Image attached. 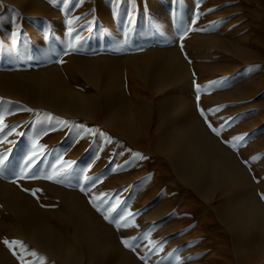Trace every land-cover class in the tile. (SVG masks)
I'll return each mask as SVG.
<instances>
[{"label": "rangeland", "instance_id": "1", "mask_svg": "<svg viewBox=\"0 0 264 264\" xmlns=\"http://www.w3.org/2000/svg\"><path fill=\"white\" fill-rule=\"evenodd\" d=\"M49 1L55 10L60 9L51 19L41 16L45 41L49 42L46 48L60 56L63 63L71 50L83 52L82 55L93 53L100 62H104L106 52H116V42L109 37L104 20L111 13L110 17H117L121 25V37L126 36L120 38L128 41L126 50L147 53L146 46L150 45L156 51L162 44L180 47L192 61V84L184 76L172 87L159 91L133 73L132 86L144 94L145 100H160L164 95L165 100L173 101L192 93L197 110H203V120L221 131L217 137L210 130L212 135L235 158L246 163L261 182L260 192L264 195V0H161L154 11L148 7L147 1L151 0ZM166 11L171 12L168 23L178 39L173 38L168 24L160 23L158 17ZM0 13V61L6 59L10 63L13 56L20 55L22 64H37L41 56L37 53L42 49L35 45L37 41H26L24 12L14 6ZM142 30L150 39L153 37L148 43ZM213 35L228 46L202 44L204 38ZM6 36L14 42L7 44ZM28 54L29 58L25 57ZM72 79L83 91L93 88L80 73ZM233 90L242 92L229 95ZM29 101L0 93V119L8 125L5 133L11 130L10 135L0 133V159L4 160L0 165V256L6 264H74L26 232L10 206L9 187L45 209L46 217L65 229L68 244L79 245V250H84L78 240L81 236L75 233L79 219L71 201H67L68 195L78 196L95 221L96 224H89V230L96 242L99 244L102 237L111 240L117 245L115 252L129 256L134 264H264V250L256 258L237 255V233L214 210L215 204L227 197L214 193L207 201L197 188L181 179L173 162L165 156L168 141L160 105L153 109L139 105L140 111L150 110L151 117L136 129H128L121 125L110 127L80 114L66 115ZM222 125L227 126L221 128ZM224 140L235 143L238 149ZM37 144L46 153H41L32 165L33 171L39 169L38 177L17 180L13 173L27 167V156L33 151L40 153ZM65 161L75 163L71 168L61 167ZM68 172L72 179L55 182ZM83 175L96 179L86 192L80 190L84 186L80 180ZM33 191L36 196L31 194ZM129 212L134 215L128 216ZM102 224L108 230L105 236L99 230ZM4 240L20 243L9 249ZM80 261L103 264L97 254L82 256Z\"/></svg>", "mask_w": 264, "mask_h": 264}, {"label": "bare ground", "instance_id": "2", "mask_svg": "<svg viewBox=\"0 0 264 264\" xmlns=\"http://www.w3.org/2000/svg\"><path fill=\"white\" fill-rule=\"evenodd\" d=\"M160 2L161 0L147 1L148 7L153 11L160 7ZM14 6L24 12L23 29L26 32V41H37L35 45L42 50H40L41 53H37L41 55L38 56L37 64L32 62L33 65L29 62L28 66L22 64L19 61L20 55L13 56L10 63L6 59L0 61V93L17 99L30 100L35 105L66 115L80 114L89 120L102 121L110 127L121 125L128 129H136L143 121L146 122L151 117V111L147 109L140 111V106L153 109L160 105L164 136L168 141V151L165 156L173 162L181 179L197 188L206 200L214 193H221L227 197L217 202L214 210L217 211L221 220L237 233V255L239 257L246 255L251 258L259 256L264 250V199L261 198L260 192L262 184L256 175L252 174L246 163L235 158L212 135L207 127L208 123L203 120L201 112L197 110V100L192 93L189 96H179L173 101L165 100L164 95L160 100L156 98L145 100L144 94L137 91L130 82V75L134 73L147 81L152 89L159 91L172 87L184 76L192 84V61L180 47L173 45L164 47L163 44H157L158 51L152 45L146 46L147 53H142L138 49L133 52L126 50L125 45L128 41L126 43L125 40L120 39L125 35L121 37V25L117 22V17H110L111 13L108 14L107 19L104 17V20H106L109 37L116 42L114 45L117 48L116 52H106L104 62H100L98 56L92 55L93 53L82 55L83 52L81 54L78 50H71L70 56L66 58L67 61L60 63V56L51 54L49 48H46L49 42H46V34L43 32L45 24L41 18L42 15L50 19L54 15L57 16L60 8L55 10L49 0H0V12L9 11ZM17 13L19 15L18 11ZM61 13L63 16V12ZM170 13L166 11L158 17L161 24L170 26ZM172 30L173 28L170 29L171 33L167 29L174 39H178V35ZM158 31L156 34H159ZM174 35H177V38ZM142 36L147 43L153 38L150 39L147 32L146 34L144 32ZM4 39L7 44L14 42L11 37L6 36ZM221 40L213 35L204 38L202 44L216 43L228 46ZM53 45L56 47L54 43ZM58 51L60 50L57 49V53ZM29 54L25 57L29 58ZM75 73L83 75L93 88L83 91L75 86L72 79ZM241 92L233 90L228 94L238 96ZM9 188L7 192L10 206L21 218L26 232L34 239L53 248L63 258L71 259L70 261L74 264H80L79 259L82 256L89 258L97 254L103 264H134V260L129 256L115 252L117 245L111 240L102 237L104 240L102 239L99 244L96 242L93 231L89 230V224L95 221L92 222L86 206L78 196L68 195L67 201H71L74 215L76 213L78 216L79 223L76 224L77 227L75 226L77 228L75 233L81 236L78 240L84 246V250L82 248L79 250V245L68 244L63 231L65 229L53 224L46 217L45 209L37 202L27 198L19 190ZM69 193L72 194L71 191ZM158 214L159 212L155 216ZM103 225L99 230L105 236L108 230ZM0 264H6L1 256Z\"/></svg>", "mask_w": 264, "mask_h": 264}, {"label": "snow or ice", "instance_id": "3", "mask_svg": "<svg viewBox=\"0 0 264 264\" xmlns=\"http://www.w3.org/2000/svg\"><path fill=\"white\" fill-rule=\"evenodd\" d=\"M15 33H13V36L15 37ZM183 47V45L181 44V48ZM67 54V53H66ZM60 63H63V61H59ZM219 83H223L222 81ZM28 111H31V109H27ZM201 114L203 115V110H201ZM230 123V121H229ZM65 127H67V122H64ZM227 125H222L221 128H226ZM207 127L211 130L212 133H214L217 137H219L221 135V131L218 130L216 127H213L211 123L207 124ZM8 128V125L4 124L3 119H0V133H4L5 135H10L11 134V130H9L7 133H5V129ZM53 130H56L55 127L53 128ZM19 135L23 136L25 135L23 132L18 133ZM89 134H94V133H89ZM233 139H239L241 141H243V137H233ZM223 143L228 144L231 148L233 149H238V146L235 143H232L231 141L228 140H224ZM37 147H40V153H36L35 151L31 152V154H29L27 156V159L25 160V165L27 166L26 168H21L19 172L13 173L14 177L19 180V179H35L38 177L39 174V169L33 171L32 170V165L35 164L36 160L38 158H41V153H44V147L40 146L39 144L36 145ZM46 155V153H44ZM6 158V157H5ZM60 158H58L59 160ZM246 162V161H245ZM4 160L0 159V165H3ZM75 162H68L65 161L61 164V167H63L64 165H66L68 168H71L72 165ZM53 169H55V165H53ZM3 169L0 168V172H2ZM46 179L49 180H53L54 177L53 176H46ZM72 173L68 172L65 174L63 179H57L55 180L56 183H64L66 180H70L72 179ZM80 180H82L84 182V186H82L80 188L81 191H87L89 186H94L96 183V179L94 177H89L87 175H83ZM25 191H28V189H25ZM33 196H36V191H33L31 193ZM262 199H264V195L261 196ZM109 207H111V205H109ZM134 214L132 213H128V216H133ZM106 220L109 219V216L105 215L104 217ZM3 243L9 248V249H13V245L15 244H19V241H8V240H4ZM125 245H127V241H124ZM13 254L15 255V251H13Z\"/></svg>", "mask_w": 264, "mask_h": 264}]
</instances>
